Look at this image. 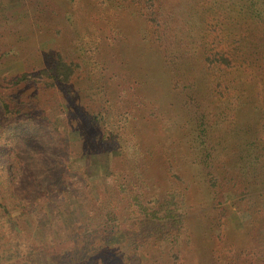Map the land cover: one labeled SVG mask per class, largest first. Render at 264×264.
<instances>
[{"label": "rangeland", "instance_id": "rangeland-1", "mask_svg": "<svg viewBox=\"0 0 264 264\" xmlns=\"http://www.w3.org/2000/svg\"><path fill=\"white\" fill-rule=\"evenodd\" d=\"M69 1L40 0L41 6L37 9V16L33 15L35 16L33 24L28 19L21 20L15 17L14 20L13 16L10 20L0 22V54L9 51V55L3 56L0 60V77H15L24 71L35 72L50 64L57 51H76L77 55L75 40L72 41L70 38L72 31L78 30L89 35L87 32L95 30L89 37L99 38L97 53L100 56L101 69L98 70L103 78L104 88L113 94L111 88L115 89L117 83L121 82L122 91L124 79L128 81V96L120 94L122 102L118 103L119 108L122 111L127 110L131 115L133 128L131 133L140 147L144 148L145 144L150 143L148 145L153 151L146 160L137 159L140 163L138 169L147 175L145 178L148 186H144V193L147 197L160 199L170 197L169 202L163 201L162 204H170V209L176 208L178 213H184L186 219L184 229L190 238L187 243L192 242V245H182L184 246L182 250H178L180 246L170 251L165 248L163 242L150 243L146 237L134 233V226L129 224V220H122L124 216L119 218L121 225L117 226L114 232L104 231L100 226L99 232L90 234L87 233L86 227L88 221L74 219L82 218L86 213L90 217L97 213L104 216L105 210H99L96 203L106 201L111 193L114 199L120 200L116 205L123 206L124 200L118 194L121 191L122 196L126 197V193L119 189L118 181L134 173V160L130 156H133L135 149L131 143L127 145L130 155L118 156L116 171L114 170V174L107 179L106 185L102 181L103 174H99L96 167L85 169L80 167L83 163L81 153L90 155L96 150H104L106 146L100 138H93L97 133L94 128H85L84 118L93 113V104L89 103V86L86 80L88 72L84 66L81 78L70 86L72 90L69 97L73 104L67 106L68 112H64L67 101L65 93L47 91L40 85L26 84L15 89V91L18 89L21 99L34 100L39 109H44L43 113L48 120L58 119V122L52 125L43 119L40 111L32 110L28 114L31 107L21 106L22 112L19 115L12 114L10 120L6 122L7 127L15 131L19 140V143L18 140L12 141L14 149L25 158L27 153L32 152L26 146V142L35 143L38 147L54 148L52 144L59 146L62 158L71 160V172L67 174L69 182L65 194L61 192V195L57 196L55 190L48 188L41 192L44 193V200L36 202L31 219L36 224L28 226L21 223V228L28 234L27 238L10 229L8 222L0 224V264H45V259L48 260L47 264H50V261L51 264H64V259L61 258L72 244L74 245L72 249L80 254L84 243L92 246L97 245L98 241L103 243L97 252V264H172L173 259L167 257L168 251L171 252L170 256L174 253L177 255L179 264H264V192L245 195L241 191L240 184H237L238 178H235L238 177L236 155L239 149L237 145L231 148L230 137L222 148L221 158H217L214 165L216 172H212L218 177V190L211 189L204 180L206 170L201 165L193 163V155L190 157L191 142L185 136V131L188 132L185 127L188 119L182 97L177 90L173 91L170 88L174 84V68L165 64L164 51L167 45L162 43V47L153 46V41L158 40L157 29L148 24L139 8L134 6L135 9L131 7L109 10L100 8L98 0H76L71 3ZM177 1L158 0V4L171 15L175 13L174 17L177 19L178 14L182 19L188 18L187 14L189 18L196 16L197 11L182 9L189 8L191 0H180L183 2L181 7L176 5ZM175 7L180 10L178 14ZM181 11H185V15H182ZM94 15L102 17L107 23L105 21V24H101L100 20L99 24L97 22L93 24ZM196 19L190 27L184 25L172 27L174 32L171 35L175 34L167 41L171 45L176 44L175 47L181 48L185 55L181 61L178 59V62L180 61L178 66L188 72H201L198 77L200 90L203 92L201 93L204 96L209 95L208 99L211 101L213 99L210 93L215 80L220 81L224 77L221 78L219 72L206 68L203 64L204 49L198 42L191 41L195 37L193 35L200 33L198 28L203 23L199 18ZM212 23L215 24L217 21L214 20ZM108 24L110 29L116 28L119 35H112L107 39L103 37L102 30L96 31L98 26L107 29ZM187 50L192 51V54L188 55ZM153 74L158 75L155 82ZM228 75L233 77L227 76L230 77L227 80L231 90L240 88L241 83L246 81L233 73ZM162 82L165 87L159 86ZM7 89L4 87V90ZM237 91L241 92V89ZM254 93L248 101L255 106H253L255 118L264 114V109L263 103L261 104L259 98H256V92ZM221 97L213 101L214 113L208 126L216 143L223 133L221 128L228 134L224 130L226 120L222 112ZM168 101L171 105L166 111L156 109ZM129 102L131 103L129 106L122 107L123 103ZM2 111L0 103V114ZM258 119H254V122L258 128H262ZM57 128L59 132L55 131ZM76 131L79 134L74 137L73 132ZM224 137L227 138L225 135ZM54 138L58 140L53 142ZM31 158L30 156L28 161ZM137 161L135 164H138ZM29 162L33 165L35 175L39 177L37 172L40 165L37 167L36 160ZM123 173H126L124 178L117 176ZM260 181H264V174ZM263 185H260L259 189H264ZM55 196L57 199L65 197L66 205L76 211L74 217L64 213L65 217L68 215L65 221L61 218L57 200L56 198L53 200ZM165 211L163 210L162 214ZM79 221L81 224H78ZM93 233L94 235H91ZM96 233L99 235L94 239ZM74 237L78 242L73 241ZM82 262L87 264L89 260Z\"/></svg>", "mask_w": 264, "mask_h": 264}, {"label": "trees", "instance_id": "trees-1", "mask_svg": "<svg viewBox=\"0 0 264 264\" xmlns=\"http://www.w3.org/2000/svg\"><path fill=\"white\" fill-rule=\"evenodd\" d=\"M98 1L102 9H129L133 6L139 8L145 18L144 20L154 29H157L158 40L156 42L152 40L153 46L162 47V43L167 45L164 51L165 64L174 68V84L170 88L173 91L174 89L178 91L182 97L183 108L187 113L188 120L185 127L189 133L185 131V136L191 142L190 157L193 155V163L201 165L206 170L204 180L210 188L214 191L219 188L218 177L212 172H216V170L214 171V165L217 163V158H221L222 148L230 137L231 148L237 145L239 149L237 151L238 155H236L238 157V177L235 178H238L237 184H240L241 191L245 195L264 192V189H259L260 185L264 184V181H260L261 176L264 174V114L254 118V105L248 101L256 92V98L258 97L261 104L263 103L262 108L264 109V0H191L192 3L189 4V8L184 7L182 9L191 12L197 11L196 16H190L189 18V14H187L186 17L188 18L185 19L180 18V14H178L180 10L177 7H175V12L178 14V19L176 16L174 17V12V15H171L169 11L162 10L158 0ZM69 2H76V0H70ZM175 3L180 7L183 5L180 0ZM39 6H41L40 0H0V22L10 20L13 16L14 20L15 17L21 20L28 19L33 24ZM134 7L133 9H135ZM181 12L183 15L185 11ZM94 17L92 23H98L101 20V24H105L106 20H102V17L95 15ZM196 17L200 21L202 20L203 23L198 28L200 35H193L195 39L193 38L191 41L198 42L199 46L204 49L203 64L206 68L216 73L219 72L221 78L224 77L220 81L215 80V85L210 93L213 99L211 101L208 99L209 95L204 96L200 90L201 85L198 82V77L201 72H188L185 68L178 66L182 60L181 58L185 55H183L181 48L177 49L178 46L175 47L176 44L171 45L167 41L175 34L171 35L174 32L172 27H180L181 25L190 27L197 20ZM211 20H216L217 23L214 24ZM100 30H102L103 37H107V39H109V36L119 35V31L116 28L110 29L109 24L107 29L98 26L96 31L99 32ZM92 32H87L90 34L86 35L75 30L70 34L72 41L75 40L77 55L76 51H57L50 64L35 72L24 71L15 77H0V103L3 108L0 114V224L8 222L10 229L16 231L23 238H27L28 234H26L25 229L21 228V223H26L28 226L29 224L30 226L36 224L31 219L36 209V202L44 200V193L41 192L48 188L55 190L57 196H60L61 192L65 194L69 182L67 174L71 172V160L62 158L63 154L58 149L59 146L52 144L54 148L50 146L49 148L47 146L38 147L35 143L27 144L26 142V146L32 152L27 153L25 158L20 156L17 149H14L13 142L18 140V137L14 130L10 129L9 126L7 127L6 122L10 120L12 114L19 115L22 112L21 106L31 107L28 114L32 110L40 111L43 119L51 122L52 125H56L55 122H58V119L48 120L43 113L44 109H39L40 107L34 100L21 99L18 89L26 84L40 85L47 91L65 93L67 101L64 112H68L67 106L73 104L69 97V92L72 90H70V86L79 77L81 78L83 74L81 70L85 66L88 72L86 80L89 86V103L93 104V107L91 106L93 113L84 118L86 121L85 128H94L97 133L93 135V138H100V141L106 146L104 150H96L90 155L84 152L81 153L83 163L80 167H84V169L91 166L96 167L98 173L103 174L102 181L106 185L107 179L116 171L118 156L122 154L130 155L127 145L131 143L135 149L133 156H130L134 160V173L125 178L126 173L117 175L121 179L124 178L118 181L119 189L122 190V193H126V197L122 196L121 191L118 194L124 200V205L121 203L123 206L116 205L120 200L114 199V195L111 193L106 201L96 203L99 210H105L104 216L97 213L95 216L90 217L86 213L84 217H75L74 219L88 221L86 227L87 233L90 234V232H99L98 228L100 226L104 231L114 232V229L121 225L119 218L124 216L122 220H129V224L134 226L133 230L137 236L146 237L150 243L163 242L165 248L170 251L180 246L181 248L178 250H182L184 248L182 245H192V242L187 243L190 238L184 229L186 228L184 213H178L176 208L170 209V204H162L163 201L169 202L170 197L160 199L152 196L147 197L144 193V186H148L145 178L147 175H144L145 173L140 172L138 169L140 163L137 159L146 160L147 156L153 151L148 145L150 143L145 144L144 148L140 147L131 133L133 129L131 127V115L127 110L122 111L119 108L118 103L122 102L120 94H123L124 97L128 96V81L124 79L122 91L121 82L117 83V87L115 85V89L111 88L114 91L113 94H110L104 88V81L98 70L101 69V60L97 53L99 38L94 39L92 36L90 38ZM187 51L188 55L192 54V51ZM6 55H9V51L2 52L0 60ZM232 73L238 77L240 76V79L246 80L241 83L240 88L235 90H231L228 83L231 77L228 74ZM153 77L155 82L158 75L153 74ZM159 86L165 87L163 82ZM4 87L11 89V91L4 90ZM16 88L18 89L15 91ZM239 89H241V92L237 91ZM219 96H222L221 99H223L220 101L223 103L221 105L222 112H224L226 120L224 130L228 134L224 133L223 128H221L223 133L219 138V142L216 143L213 141V134L209 131L208 126L214 113L212 109L214 108L213 101ZM130 104V102L123 103L122 107ZM170 105L168 101L156 109L166 111ZM256 118H259L258 121L262 128L257 127L254 122ZM55 131L59 132V128ZM77 132H73L74 137L79 134ZM57 140V138L52 139L53 142ZM17 143H19V140ZM30 156L32 158L29 161L36 160L37 167L40 165L37 173H39L41 179L35 175L36 172L32 169L33 165L28 161ZM35 156L38 158H33ZM136 161L138 164H135ZM116 174L119 173L116 172ZM124 180L128 181L125 182ZM57 196L53 197V200L55 198L57 200L58 212L61 218L65 221L68 215L65 217L64 213L74 217L76 214L75 209L66 205L65 197L57 199ZM163 210L166 211L162 214ZM78 224H81V222L79 221ZM184 230L186 235L183 234ZM94 233L91 235H94ZM97 235L99 234L96 233L94 239ZM75 238L74 242L77 241ZM101 243L103 242L98 241L97 245L93 244L92 246L84 243L81 246L80 254L72 249L74 247L72 244L61 259H64V264H85L82 261L87 259L89 260L87 264H97L96 257L97 252L100 251ZM166 253H168L167 257L170 260L173 259L172 264H179L175 253L171 256V252ZM107 255L109 254L107 253ZM102 260L104 262L105 254ZM52 261L55 262V260ZM47 262L48 260L45 259V264Z\"/></svg>", "mask_w": 264, "mask_h": 264}]
</instances>
